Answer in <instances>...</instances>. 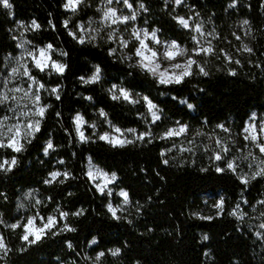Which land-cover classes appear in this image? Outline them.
<instances>
[{
	"label": "trees",
	"instance_id": "obj_1",
	"mask_svg": "<svg viewBox=\"0 0 264 264\" xmlns=\"http://www.w3.org/2000/svg\"><path fill=\"white\" fill-rule=\"evenodd\" d=\"M99 1L83 0L72 13L64 9L65 0H9L10 9L0 4V77L4 57L16 51L19 27L26 42L51 44V58L67 66L63 74L31 67L45 86L41 103L48 106L40 131L24 141L22 152L0 148V162L17 160L11 171H0V237L8 249L1 264H264V175L253 179L255 172L249 174L245 184L239 176L246 171L225 165L238 160L246 170L251 164L239 160L237 147L245 150L241 130L251 112H264V0H128L136 23L160 39L192 47V33L178 24L177 15L191 18L209 36L215 54L200 65L208 75L193 70L179 84H160L136 67L132 45L124 53L112 52L111 41L81 44L70 35L76 22L97 16ZM117 5L123 6L122 0ZM97 65L100 79L84 83L81 77L92 76ZM113 85L139 102L113 100ZM144 96L159 109V120L150 121ZM77 112L100 128L108 120L148 135L123 147L90 131L87 141H79L73 125ZM177 122L187 129L181 143L161 136ZM215 138L228 147L221 163L210 155ZM49 140L54 147L45 155ZM86 157L115 173L113 186L128 193L118 219L106 209L109 199L86 176ZM217 166L224 171L217 172ZM53 171L67 172L68 178L45 183ZM26 191L39 201H31L38 214H54L58 221L35 244L22 239V227H9L21 216L23 225L27 211L19 205L27 203ZM221 200L223 211L216 207ZM62 212L68 216L62 218ZM65 224L75 230L67 231ZM116 249L119 253L112 255Z\"/></svg>",
	"mask_w": 264,
	"mask_h": 264
},
{
	"label": "snow or ice",
	"instance_id": "obj_2",
	"mask_svg": "<svg viewBox=\"0 0 264 264\" xmlns=\"http://www.w3.org/2000/svg\"><path fill=\"white\" fill-rule=\"evenodd\" d=\"M113 0H108V3L111 4ZM123 2L131 8L132 5L128 3V0H123ZM177 4H180L182 0H175ZM82 3V0H66V3L64 4V7L68 10L71 11H76L77 6ZM0 4H2L5 8H11L12 5L9 3V0H0ZM141 8L144 6L141 5ZM136 15L132 14L131 16H117L116 11L112 8H108L107 11L104 13V20H111L113 24L120 22V23H126L129 20H135ZM178 23L184 27V28H189V21L185 19L184 17H177L176 18ZM245 24H247V21H244ZM34 28H39V25L36 24L35 21L32 22ZM65 27H67V21H65ZM81 29L83 30V25L80 26ZM194 31L197 33H200L203 35L202 29L200 25H196L194 28ZM134 36L136 37L137 40H139L140 47L136 49V55L140 57V62L139 66L144 68L146 71L152 73L153 75L158 76V80L160 84H179L182 83L185 77H188L192 75V68L195 65L196 67L199 68V71L201 74L207 76L208 73L205 71L203 67H200L198 64L197 60L195 57L200 56L202 54L206 55H214V49L211 46V42H208V46L205 47L200 43V41L197 39V37L193 36L192 39L194 43L197 45V47H194L191 50V53H188V50L185 48H181L176 41H172L170 44L165 46V51L163 55L169 60V61H174L178 56H187V59L184 63H174L172 64V68L174 70H180L179 72L173 71L169 72L168 69H164L163 71H158L160 69V64L156 62V57H157V52L150 49L148 45L145 43L144 39L140 38V33L139 32H134ZM70 35H74L73 33H70ZM144 37H148V33L145 31L143 33ZM151 38L156 42L160 43L159 40H156V32L153 31L151 33ZM79 43L83 44L85 43V40L83 37L79 38ZM120 43L122 46L127 47L128 42L125 40H121ZM52 49V45L49 44L46 46V48H39L38 49V54L33 53V52H27V55L31 57L33 61V66L38 69L39 71L43 72L47 69H51L52 71H55L57 74H63V72L66 69V65L63 63H59L57 61H54L51 59V56L49 55V51ZM245 51L251 52L252 50L248 48L245 45ZM112 52L115 51V49L111 50ZM150 55H147L146 53H149ZM66 55V53H63ZM111 54V53H110ZM23 59V57H21ZM230 59V58H229ZM236 63H239V61H236ZM21 69L23 71L21 72ZM100 73H101V68L97 65L95 67V71L93 75L89 79H84L81 77V80H83L84 83H95L100 79ZM20 74L24 77H27L28 81H31V83L28 85V88L25 89L21 86H14L9 89V92L13 93L12 96H9L7 92L5 93H0V104H4L8 102L9 100H12L17 103L18 109H27L28 104H23L21 105V101L27 100L30 101L32 104V108L29 109L27 112L23 110H19L18 115L16 116L17 122L7 126V131L4 132L3 129L6 127L5 122L10 119L8 116H3L0 117V148H10L12 151L19 153L24 150V141L28 140V137L34 136V134L38 131H40V122L41 119L43 118L45 111L48 106L43 105L41 103V96H40V91L44 89V84L39 83L35 77L32 75L29 67L26 64H20L18 61V67H14L11 70V75H16ZM232 75H235V73H231ZM33 85H38V87L35 88L33 91ZM5 86L6 83H5ZM118 90L119 95H116L115 92ZM51 92L56 94V98L60 99L59 96V90L57 88H52ZM15 93H22L20 97H17ZM123 98L124 100L130 102V103H138L139 101L133 100L131 98V93L124 89V88H119L117 89L116 85H113V95L112 99L117 100ZM89 100H91V97H88ZM143 100L147 104V108L149 112L152 115L153 122L156 120L160 119V116L158 115V109L155 104L152 103L151 100L147 96L143 97ZM182 103H186V101H182ZM189 108H192L193 105L188 104ZM18 109H10V111H13L16 113ZM29 113L32 116L39 117V119L35 120H28L25 123L21 122L22 117H26L29 115ZM100 115L101 116H107V113L103 111V109L100 110ZM75 123H76V131L79 135V138L81 141H85L87 138L84 136V133L81 131V126L84 123L83 117L80 115H77L75 117ZM179 123V122H177ZM94 127V126H93ZM218 127L223 128V125H219ZM186 126H181L179 129H170L167 131L166 136L167 137H172L176 135H180L186 131ZM227 131V129H224ZM128 132L135 133V129H128ZM114 132L118 133L119 135H110L109 133H104L103 135L99 136V139L102 141H106L107 143L111 144L113 147H123L126 144H130L133 141L128 140L126 138L121 139V137L124 135L123 132L121 131L120 128L114 127ZM244 132L247 134L245 135L246 140H251L252 143L255 145L256 148L259 149L261 153H264V125L260 126L259 132H257V127L254 124H250L248 127H245ZM146 133L140 134L137 139H144ZM30 142V140H28ZM218 144H220V141H217ZM53 143L51 140H49L44 148V154L47 155L50 149H53ZM228 149L226 147L221 148V152H227ZM222 155L220 152L216 153L214 156V159L217 161L222 160ZM17 160L16 157L13 156L11 160H3L0 162V171H11L12 168L16 165ZM60 163H63V161H60ZM167 163V161H165ZM262 164H264V161H262ZM227 168L235 171V165L233 162H228L227 163ZM217 172H223L224 168H221L217 166L216 168ZM63 175L65 179L68 178V173H60L58 171H54L50 173V179L45 180V183H52L53 181H56L58 177ZM264 175V167H260L259 171L255 172L252 176L253 179H255L257 176ZM88 176L90 179H95L97 176H103L105 179V183L103 186L97 185V190L100 191L101 193L104 192V189L107 187L108 183L113 182L116 179V174L112 173L111 176H109L108 173L101 172L97 170L95 173L93 171L88 172ZM63 183V180L60 181ZM242 183H247L248 180L245 178H242L241 180ZM109 195L111 194L110 192L108 193ZM120 196L124 198L125 203L128 201V193L126 191H121ZM39 203V201H37ZM109 211L112 213L114 218H119L116 216L117 210L109 204ZM216 207L220 209V211H223V200H221ZM81 212L73 213V215H80L82 214ZM235 214V212L233 213ZM60 216L67 217L68 213L62 212L60 213ZM210 219V217H209ZM37 217H30L28 218L27 222L24 223L23 225L16 223V224H11L9 227L15 229L18 227H23L24 229V234L22 236V239L25 242H28L29 244H35L39 242L43 237L51 231L52 228H54L57 224V218L53 216H49L46 219L45 218H40L41 222L39 225L36 224ZM65 229L67 231H74L75 229L70 228L67 224H65ZM261 228H264V224L260 226ZM207 239V237H205ZM71 247V245H69ZM0 250H3L5 254L7 253L8 249L7 246L4 242V238L0 237ZM119 253V249H116L112 252V255H117ZM104 253H100L99 256H103ZM97 257V259L99 258Z\"/></svg>",
	"mask_w": 264,
	"mask_h": 264
},
{
	"label": "rangeland",
	"instance_id": "obj_3",
	"mask_svg": "<svg viewBox=\"0 0 264 264\" xmlns=\"http://www.w3.org/2000/svg\"><path fill=\"white\" fill-rule=\"evenodd\" d=\"M118 1H120V0H113V2L111 4H109L108 0H100L98 5H97V16H95V17H87L84 20L76 22L74 27L71 30L69 29V33H73L74 35H72V36L77 41H79L80 37H83L85 41H94V40H97V39H105V40L111 41L113 43V47L115 48V50L118 51V52H122V53L126 52V48H128V47H130L132 45V46H134L133 52H134V55H135V58H134L135 66L138 67L139 69H142V70L146 71L144 68L139 66L140 57H138L136 55V49L140 47V44H139V40L136 39V37L134 36L133 33L134 32H139L140 33V38L144 39V41L148 45V47L150 49H152V50L157 52L156 62L160 64V69L158 71H163L164 69H168L170 73L173 72V71L179 72L180 70H174L172 68V64L178 63V62L179 63H184L186 61V59H187V56H178L176 58V60L169 61L163 55V53L165 51V46L170 44L173 40L160 39L156 35V40L160 41V43H156L151 38V33L153 32V30H147L145 27L137 24L135 20H129L126 23L117 22L115 24H113L111 22V20H104V13H105V11H107L108 8L114 9L116 11L117 16H120V17L131 16L132 14H134L132 9L129 8L123 2V0H122L123 6L117 5ZM65 3H66V0H65ZM174 3L177 4L175 2V0H174ZM64 9L66 11L70 12V13L73 12L71 10L66 9L65 7H64ZM177 17H182V16H180V15L175 16V20L176 21H177V19H176ZM184 18L189 21L190 27L186 28V29H189L191 31L192 37L193 36L197 37V39L200 41V43L202 45H204L205 47H207L208 46V42L210 41L209 40V36H207V34H205V32L203 30H202L203 35H201L200 33L195 32L194 28H195V26L197 24L192 23L191 22V18H186V17H184ZM81 25L84 26L83 30L80 27ZM17 31L19 32V34H18V37L16 38V51L13 54H7L4 57V71H3V74L0 77V93L7 92L9 96L13 95V93L9 92L10 88H12L14 86H21V87L27 89L28 85L31 83V81L27 80V77H24V76H22L20 74H16L14 76L11 75L12 68L18 67V61H19L20 64H26L29 67V69H31V67L35 68L33 66V61L31 59V57H29L27 55V52H33V53H37L38 54V49L39 48H46V46L49 45V44H45L43 46L34 47V46L30 45L28 42H26V40L23 38V36L21 34V33H23V28L22 27H19V29ZM145 31L149 34L147 38H145L144 35H143V33ZM121 40L127 41L128 42V46L127 47L122 46V44L120 43ZM178 45L181 48L187 49L186 47H184V46H182L180 44H178ZM211 46H212V44H211ZM194 47H197V45L193 41L192 47L187 49L189 54L191 53V50ZM212 48H213V46H212ZM51 51H52V49L49 51V55L50 56H51ZM146 54L150 55V52L146 53ZM209 56L210 55L202 54L200 56L195 57V59L197 60L199 65H202L203 64L202 61L204 59L208 58ZM21 57H23V59H21ZM52 60L61 63L60 60H56V59H52ZM193 70H199V68L194 65L193 68H192V71ZM22 71H23V69H21V72ZM146 72H148V71H146ZM148 73L150 75L154 76L158 80V76L157 75H153L150 72H148ZM90 77L85 78V79H89ZM5 83H6L7 86H5ZM36 87H38V85H33V89L32 90L34 91ZM117 89H119V88H117ZM111 94L113 95V88L111 90ZM115 94L119 95L118 90H116ZM15 95L17 97H20L22 95V93H15ZM131 98L133 99L132 96H131ZM20 103H21V105L28 104V108L27 109H18L17 103L12 101V100H9L8 102H6L4 104H0V107L3 109L2 115H0V117H3V116L10 117V119L5 122L6 127L3 129L4 132L7 131V126H10V125H12V124L17 122L16 116L18 115L19 110H23V111L27 112L29 109L32 108V104H31L30 101L24 100V101H21ZM145 106L147 108L146 102H145ZM10 109H18V111L16 113H14L13 111H10ZM147 112H148V117H149L150 121L153 122L152 115L149 112L148 108H147ZM77 115L82 116L79 112L75 113L73 115V125H74V130H75L76 137H77V139L79 141H81L80 138H79V135H78V133L76 131L75 117ZM158 115H160L159 111H158ZM35 119H39V117L32 116L29 113L28 116L21 118V122L25 123L28 120H35ZM250 124L256 125L257 132H259L260 126L264 125V112H261V113L251 112L249 114L247 120L245 121L244 126H243V128L241 130V133H242V138L241 139L244 141V149L245 150L242 152L241 149L237 147V151L239 152V156H240L239 160L241 159L244 162H248L249 161V163H251L250 165L247 166L246 170H243L242 168H240V164L239 163H241V161L240 162H238V160H237V162H233L231 160H227L226 161V157L224 156L226 152H221V148L222 147L228 148L225 145V141L215 138L212 141V144L210 145V151H211L210 155H211V158L213 159V161H215L216 163H221V162L226 161V163H225L226 167H227V163L228 162H233L234 165H235V172L236 173H243V171H246V173L243 176H239L240 180H242V178L246 179L247 175L259 171L260 167H264V164H262V161H264V153H261L259 151V149L255 147V145L252 143V141L250 139L249 140L245 139V135H247V134L244 132V129H245V127H248ZM104 125H105L104 128H100L94 122L86 123L84 121V123L81 126V131L84 133V136L87 138L85 141H87L89 139V137L86 136V131H90L91 134H93L94 136H97L98 138H99L100 135H103L104 133H109L110 135H119L118 133L114 132V127H117V126L110 124L108 120H105ZM181 126H184V125L183 124H179V123L175 124L174 126L169 127L165 132H163L161 134V136L163 138H166V139L175 138L176 141H178V143H181V141H182L181 138L186 134V131L184 133L180 134V135H176V136H172V137H167L166 136V133H167L168 130H170V129H179ZM128 129H133V128L121 129V131L124 134L121 137V139L126 138V139L131 140V141L140 140V139H137V137L140 134H142V133H146V132H138V131H135V133H132V132H128L127 131ZM147 135H145V136H147ZM262 139H264V137H262ZM217 141H220V144H218ZM173 142H175V140ZM46 144H47V142H46ZM46 144H45V146H46ZM218 152H220V154L223 157L222 160H220V161H217V160L214 159L215 154L218 153ZM90 170L93 171L94 173L97 170H99L101 172L108 173L109 176H111V174H112V173L104 171L96 163H94L89 157H86L85 174L88 177V179L91 182V184L95 187L96 190H97V185L98 184L101 185V186L104 185L105 179H104L103 176H97L95 179H90L89 176H88V172ZM50 178L51 177H50V174H49V179ZM115 180L113 182L107 184V187L104 189L103 193H101L98 190H97V192H99L100 194H104L109 199L108 202L106 203V209L108 210V212L112 215V213L109 211V207H108L109 204H111V206L117 210L116 216L119 217L120 213H122L124 211V208L128 205V201H127V203H125L124 198L122 196H120V194H119L123 189L115 188L113 186L114 183H115ZM109 192L111 193L110 195L108 194ZM24 199H26L27 203L24 204V202H21L20 205H19L21 211H25L26 210L27 213H28V214L24 213L25 214L24 215L25 219L23 220V224L27 222L28 218L37 217L36 224L39 225L40 222H41L40 218H43V217L34 210V208L32 206L33 204L31 202V201L36 202L37 198L34 196V194L31 191H26L24 193ZM49 216L55 217L54 214H50V215H47L45 217V219L47 217H49ZM22 217L23 216H21L19 218V220L17 222H15V224L20 222ZM1 225H3V222L0 220V226ZM22 229H23V227H22ZM23 234H24V229H23L22 236H23ZM3 252H4L3 250H0V264H1V259H2Z\"/></svg>",
	"mask_w": 264,
	"mask_h": 264
}]
</instances>
